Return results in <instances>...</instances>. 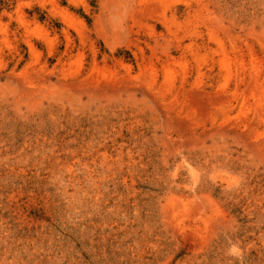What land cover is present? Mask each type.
I'll list each match as a JSON object with an SVG mask.
<instances>
[{"label":"rangeland","instance_id":"obj_1","mask_svg":"<svg viewBox=\"0 0 264 264\" xmlns=\"http://www.w3.org/2000/svg\"><path fill=\"white\" fill-rule=\"evenodd\" d=\"M0 264H264V0H0Z\"/></svg>","mask_w":264,"mask_h":264}]
</instances>
